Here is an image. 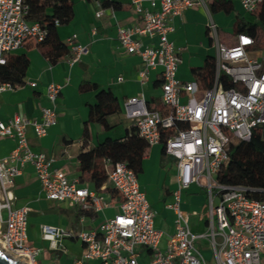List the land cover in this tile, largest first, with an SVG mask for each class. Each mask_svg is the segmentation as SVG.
Segmentation results:
<instances>
[{
  "label": "built area",
  "instance_id": "obj_1",
  "mask_svg": "<svg viewBox=\"0 0 264 264\" xmlns=\"http://www.w3.org/2000/svg\"><path fill=\"white\" fill-rule=\"evenodd\" d=\"M94 1L99 6L96 16L101 17L104 13L101 1ZM233 1L251 15L263 3V0ZM202 4L203 0H133L135 11L142 15V24L117 26L121 46L141 57L139 81L143 86L148 83L152 69H162V101L169 112L150 109L141 93L125 101L124 116L149 146L162 143L165 158L174 161L177 188L168 208L176 214L175 232L165 234L155 226L156 213L141 190L135 171L126 162L112 164L105 159L111 167L107 170V182L122 197L118 213L98 229L78 233L60 226L41 225L43 238L50 241L54 250L67 254L65 238L82 242L84 251L76 264H141V250L146 251L149 264H264V201L248 194L264 193V189L226 184L218 179L229 161L230 146L249 141L256 127L264 130V53L253 56L255 41L246 33L238 34L233 44L222 41L217 24L211 20L208 29L216 46L213 85L205 88L198 81L179 80L180 49L169 39L174 31L173 18ZM30 12L27 0H0V70L7 63L6 56L24 47L28 40L35 44L45 41L47 30L40 23L29 21ZM60 24L57 18L55 25ZM137 35L158 38V43L143 48L142 41L135 38ZM66 45L72 64L89 53V46L78 43L77 35L69 37ZM18 86L0 80V95ZM61 89L56 83L47 86L50 105L41 108L39 119L16 114L6 122L0 121V140L11 139L16 143L11 153L0 159V221L4 223L0 245L16 258L27 256L29 261L25 264H40L37 256L41 251L28 245L30 209L16 208L12 192L15 178L27 164L34 166L48 199L95 212L110 206L103 194L81 186L79 179L68 178L62 169L53 168L54 157L31 148L29 128L34 129L37 137H43L58 123ZM194 184L207 191L210 202L205 212L207 229L203 233L191 230L189 217L181 208L183 192ZM202 239L212 247V260H207L196 246Z\"/></svg>",
  "mask_w": 264,
  "mask_h": 264
},
{
  "label": "crops",
  "instance_id": "obj_2",
  "mask_svg": "<svg viewBox=\"0 0 264 264\" xmlns=\"http://www.w3.org/2000/svg\"><path fill=\"white\" fill-rule=\"evenodd\" d=\"M70 1L73 3L74 15L71 20L57 27L59 39L66 43L69 37L77 35L78 43L89 46V53L73 64L70 52L58 62L51 63L44 54L45 48L36 46L33 40H28L24 47L8 54L7 60L26 55L29 66L19 86L0 95V121L6 122L16 114L39 119L41 108L50 105L46 97L47 86L50 83L60 85L62 89L58 99V123L51 126L48 134L43 137H37L34 129L29 128L31 148L35 152H44L54 157L53 168L62 169L72 180L79 179L81 186L100 192L110 201V206L95 212L71 207L64 201L48 199L34 166L27 164L15 178L12 192L16 208L30 209L28 245L41 250L37 256L40 264H76V259L84 251L82 242L76 238L63 239L67 254L52 249L50 241L43 238L41 225L60 226L78 233L85 229H98L106 219L119 211L122 201L120 193L113 196L106 188H102L112 187L107 181L98 189L88 174L81 170L80 155L108 139H120L128 135L133 128L132 123L124 116V103L128 98L144 93L151 107L161 109L164 105L162 69H152L148 83L143 86L139 81L141 57L126 52L118 40V25L133 27L143 22L142 15L134 9L133 0H100L104 9L101 17L96 16L99 6L94 0ZM211 1L203 0L202 5L188 8L173 18L174 31L170 33L169 39L180 49L181 64L177 77L182 82L197 81L194 69L202 67L208 57L216 56V46L208 23L213 20L220 33L225 21L236 15L211 12ZM234 2L236 13L253 20L251 14L246 13L239 2ZM135 38L142 41L143 48L156 46L158 43V38L138 35ZM235 42L236 39L232 42L228 39L226 43ZM254 54L253 56H256ZM120 77H123V81H119ZM32 82L37 85L32 86ZM83 82L95 84L99 90H111L116 97L118 110L107 117L109 128L90 119V106L97 103L99 90H81ZM15 145V141L11 139H1L0 159L7 157ZM98 161L102 166L97 164ZM94 165L106 173L111 168L105 159L97 160ZM138 179L141 190L156 213L155 226L165 234L174 233L176 214L168 208V204L172 202L173 192L177 188L176 170L174 161L165 158L162 143L149 147ZM207 197V191L196 184L191 185L182 194L181 208L188 215L189 225L194 233H203L207 229L206 213L201 210L204 206L203 199ZM6 215L7 212L4 211V219ZM3 228L4 223L0 221V229ZM196 246L204 256L205 248L212 250L210 243L204 239L198 240ZM141 253V258L147 256L145 250H141Z\"/></svg>",
  "mask_w": 264,
  "mask_h": 264
},
{
  "label": "trees",
  "instance_id": "obj_3",
  "mask_svg": "<svg viewBox=\"0 0 264 264\" xmlns=\"http://www.w3.org/2000/svg\"><path fill=\"white\" fill-rule=\"evenodd\" d=\"M31 7L29 21L38 22L47 30V36L43 43L36 44L44 47V54L51 63H56L69 52L65 42L59 39L55 20L58 18L62 23L73 18L74 8L70 0H27ZM107 3H104L106 5ZM211 12H223L227 15L236 14L234 32L238 35L246 33L254 38L255 44L252 48L256 51L264 50V0L259 9L253 13L254 20H248L243 15L236 13V5L233 0H212L210 3ZM35 44V43H34ZM29 66V59L26 55H19L7 60L5 66L0 70V80L13 84L22 83ZM197 81L202 87L209 88L213 85L215 73V58L208 57L205 64L194 69ZM93 88L99 90L97 85H90L83 82L81 90ZM149 105V104H148ZM153 110H160L164 114L169 112L165 105L161 109L151 107ZM90 119L102 126L109 128L107 117L118 110L117 100L111 90L100 89L97 94V103L90 106ZM149 145L146 140L138 134L133 127L128 135L120 139H108L99 143L87 153L80 155L81 170L87 173L90 180L95 183L98 189L107 181V173L94 163L97 160H110L126 162L138 175L143 170V161L147 155ZM218 179L226 184H240L251 189H264V130L261 126L252 131L249 141H239L230 146L229 161L220 172ZM106 190L113 196L118 191L110 186ZM256 200L264 201V193L250 191L248 193Z\"/></svg>",
  "mask_w": 264,
  "mask_h": 264
},
{
  "label": "rangeland",
  "instance_id": "obj_4",
  "mask_svg": "<svg viewBox=\"0 0 264 264\" xmlns=\"http://www.w3.org/2000/svg\"><path fill=\"white\" fill-rule=\"evenodd\" d=\"M251 16H252V19L254 20V16L253 15H251ZM225 22H224L225 24H224L223 29L219 33V37L222 41L228 42V39H229L232 42L237 38V34L234 32V28H233L234 22H235V17L228 18ZM262 53H264V50H261V51H259V53H255L254 55L260 56ZM97 164L102 166L100 161H98ZM203 204H204V206L201 209L202 213L206 212V210L210 207V202H209L208 197L203 199ZM197 246H198V243H197ZM161 247L162 248L164 247V243H162ZM204 254H205L207 260H210L213 256L212 250L210 251L208 248L204 249ZM140 263L141 264H149L148 255L145 256V258H141Z\"/></svg>",
  "mask_w": 264,
  "mask_h": 264
},
{
  "label": "water",
  "instance_id": "obj_5",
  "mask_svg": "<svg viewBox=\"0 0 264 264\" xmlns=\"http://www.w3.org/2000/svg\"><path fill=\"white\" fill-rule=\"evenodd\" d=\"M28 261L29 258L27 256H20V258H16L8 251L4 252L0 248V264H25V262Z\"/></svg>",
  "mask_w": 264,
  "mask_h": 264
},
{
  "label": "bare ground",
  "instance_id": "obj_6",
  "mask_svg": "<svg viewBox=\"0 0 264 264\" xmlns=\"http://www.w3.org/2000/svg\"><path fill=\"white\" fill-rule=\"evenodd\" d=\"M0 248L4 251L3 247L0 245Z\"/></svg>",
  "mask_w": 264,
  "mask_h": 264
}]
</instances>
